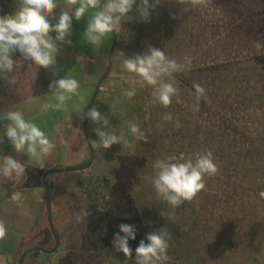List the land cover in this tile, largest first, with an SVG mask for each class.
<instances>
[{
    "label": "trees",
    "instance_id": "1",
    "mask_svg": "<svg viewBox=\"0 0 264 264\" xmlns=\"http://www.w3.org/2000/svg\"><path fill=\"white\" fill-rule=\"evenodd\" d=\"M187 7V3H175L169 16L161 19L166 26L156 39L162 48L171 45L164 49L167 56L179 62L185 55L194 60L187 71L175 74L179 102L173 97L167 108L153 105L151 88L144 86L140 109L132 117L145 130L147 141H141L144 150L118 155L127 174L143 166L138 187L134 189L121 179L115 183H95L92 177L87 180L81 188L82 202L76 203L80 207L74 212L87 215L80 221L74 216L75 227L72 225L70 232L79 234V246L56 264H136L135 249L140 240L147 242L148 232L164 226L171 233V260L167 264H264V198L259 196L264 191V51L257 48L260 40L256 39L248 53L217 62L200 61L193 47L184 51L191 36L183 30L185 25L191 26L185 18ZM144 45L146 50L150 46ZM193 82L206 90L198 112L191 108L196 103ZM165 113L172 114V121L162 119ZM152 148L156 157L150 154ZM205 149L212 151L218 173L206 176L205 189L177 207L170 218L167 214L173 210L158 198L151 180L145 177L154 175L156 159L173 157L175 161L169 162H183ZM16 184L0 176V205L8 187ZM74 198L75 194L71 202ZM13 200L22 198L16 194ZM160 213H165L164 217ZM36 222L29 224L26 217L15 220L20 231L18 247L14 252L0 249V264H17L28 247L23 243L24 233L36 230ZM122 223L137 229L136 239L129 240L131 258L117 252L112 244ZM36 255L51 256L32 252L23 264Z\"/></svg>",
    "mask_w": 264,
    "mask_h": 264
},
{
    "label": "clouds",
    "instance_id": "2",
    "mask_svg": "<svg viewBox=\"0 0 264 264\" xmlns=\"http://www.w3.org/2000/svg\"><path fill=\"white\" fill-rule=\"evenodd\" d=\"M161 2L162 0H152L151 3L150 0H139V6L135 11L139 13L142 21L149 22L151 10ZM178 3H187L185 11H191L205 4L206 0H178ZM17 4L14 14L0 15V80L5 81L6 86L10 87L16 84L15 74L25 63L27 70L35 69L36 73L41 68L50 70L57 66V55L60 51L58 44L72 43L69 37L72 33L73 18L79 21L85 13L92 10L83 37L90 45L98 48L105 38L121 30L122 22L133 19L130 13L134 5H137V0H103V3L102 0H64L58 17L53 15L54 10L60 6L58 0H17ZM52 33H55L54 37ZM256 46L261 47V43L258 41ZM17 52L20 59L13 58V54ZM191 63V56L185 55L183 62H179L169 58L162 49L152 46L142 54L125 57L122 69L128 75L122 74L121 79L129 83L130 87L123 95L131 99L136 94V86H148L151 88L152 104L159 103L167 108L172 104L173 97L179 102L180 89L175 86V74L187 71ZM49 87L57 102L44 103L42 109L60 111L73 95H79L80 83L66 75L56 79ZM192 88L195 90L196 103L191 108L192 111L198 112L206 90L196 82H193ZM80 118L82 120L87 118L98 125L93 131L99 139L90 141L93 149H109L114 144L126 146L130 143L125 135L117 134L109 118L102 115L95 106L86 113V116L81 111ZM0 119L8 121L4 135L0 136V143H3L6 137L16 153H26L28 158H35L37 165L44 168V158L55 148L53 140L35 123L26 120L20 111L4 112ZM162 119L170 122L173 116L171 113H165ZM127 127L137 141H147L138 124L129 120ZM152 167L154 175L145 179L151 180L158 198L173 210L167 214L170 218L177 207L185 201H192L205 189L206 176H214L219 171L213 153L208 149L196 152L194 157H189L183 162L156 159ZM25 174L26 166L19 159L10 155H0V176L12 180L19 179ZM259 196L264 198V191L259 192ZM84 215L87 213L74 214L77 221ZM160 215L164 217L165 213ZM119 229L118 233H114L113 247L126 258H131L133 250L129 246V240L136 239L137 229L134 225L124 223L119 225ZM6 231L5 223L0 219V240L4 239ZM170 239L171 233L166 226L148 232L147 242L145 239L140 240L135 249L136 264H167L171 260L168 255Z\"/></svg>",
    "mask_w": 264,
    "mask_h": 264
},
{
    "label": "rangeland",
    "instance_id": "3",
    "mask_svg": "<svg viewBox=\"0 0 264 264\" xmlns=\"http://www.w3.org/2000/svg\"><path fill=\"white\" fill-rule=\"evenodd\" d=\"M151 2L152 0H150V3ZM175 3L178 4V0H162V2L155 8V13L158 14L152 15L153 18H155L154 21L151 19L149 22H143L141 34L147 35L143 40V45L147 44L148 46L150 45L162 49L163 51L164 49L169 50V48H171L170 44L164 48L160 47V45L157 44L156 39L159 33L160 35L162 34L161 32L164 31L166 26L161 19L169 16L168 12L173 11ZM166 7L167 11H165ZM185 13H187L185 14L186 21L190 23L191 26L189 27L185 25L183 30L191 36L190 44L188 47L184 48V51L189 52L193 47L194 51H196L195 54L200 55V61L217 62L224 58L233 57L234 55L248 53L256 44V39L260 40L261 51H264V0H206V3L197 9L189 12L186 11ZM161 15L162 17L159 19ZM159 28H162L161 31H159ZM73 33L75 34V32H72L71 34L73 35ZM75 39V45L78 42L80 43V41H82L81 44L85 45L86 40L81 38V34L75 35ZM58 47H60V51L57 55V66L50 70H42L43 73L41 75L43 79L40 80L42 83V93L41 95L39 93V95L35 96L31 101L44 99L47 101L46 103L55 104L57 102L54 93L50 91L49 86L51 83L45 78V72L48 73L52 82L56 79L63 78L66 75L79 81L81 79V76L79 75L80 68H77L78 62H76V58H74L70 52H67L68 50L65 46L58 44ZM112 47L113 46H111V49ZM168 57L173 59V56ZM44 81L47 84L44 83ZM84 92L89 94V90ZM78 93L79 95L72 96L70 102L67 101L65 108L62 110H66L69 107V104L75 102L76 98H78V100L79 98L81 99L80 95L82 92L80 93L78 90ZM92 96L93 93L91 94V97ZM42 105L37 110V113L40 114L41 120L35 123L46 133V135L49 136V138H51L52 132L50 130L54 128V124L59 119V111H54L51 108L44 111ZM140 130L145 133V130H142V128ZM122 134L128 138L130 143L126 146L117 144L111 146L109 149H105V155L103 158L98 155V161L95 164L92 163L91 167L81 172L52 174L48 177L47 181L51 189L53 222L57 230V235L60 238V247L57 252L52 254L48 259H45L42 255L31 256L26 261V264H56L58 260L63 259L67 256V253L74 251L76 247L79 246V234L77 235V233L73 234L70 232H72L71 229L75 227V224H73L75 222L73 219L74 212L78 211L79 206L76 203L82 202L83 199L80 196L82 194L81 188L87 180H91V177L95 183H100V181L105 183V180L107 183H115L118 179H121L123 182L131 185L134 189L138 187V181L142 173L140 170L143 166L140 165L136 167V170L133 171V173L130 172V174H127V170L123 166L124 162L118 157V155H123L127 152L142 151L144 150V145L141 141H137L131 135L127 124L123 125ZM68 146L69 149L66 152V156H64L59 163L56 162V159L53 157H48L47 159L44 158V168H40L37 165L35 158H29L25 163L26 170L36 175V186L40 190L41 208H43L45 215L46 206L44 200V188L41 183L42 173H40V170L43 169V172H45L56 166L80 168L86 166L90 161L87 154L89 153L87 144L83 136L71 139ZM83 151L86 152V155L82 156ZM150 154L152 157H156L153 148L150 150ZM62 157H60V159ZM95 159L96 157L94 160ZM167 159L168 161H175L173 157H168ZM74 194L77 198H74V201L72 200L73 203L71 202V196ZM30 209L33 213V208ZM20 210V207L9 203L0 205V219L4 221L7 229L4 239L0 240V249L13 252L16 251L18 242L20 241V231L15 224V220L18 217H26L29 224H34L38 221L34 214L25 212L23 216V212H19ZM45 215L41 220L44 223L42 225L44 226L42 230L40 229L41 225L39 224V220L36 230H33V232L25 231V240L23 243L26 246L28 245L27 248L38 246L51 249L54 246V241L49 234L50 230L48 227L47 216ZM84 217H86V215H84L82 219H85ZM103 217L105 220V212Z\"/></svg>",
    "mask_w": 264,
    "mask_h": 264
},
{
    "label": "crops",
    "instance_id": "4",
    "mask_svg": "<svg viewBox=\"0 0 264 264\" xmlns=\"http://www.w3.org/2000/svg\"><path fill=\"white\" fill-rule=\"evenodd\" d=\"M58 3L60 6L54 10L53 13L56 17L59 16L60 7L63 6L64 0H58ZM17 7V0H0V15L14 14ZM135 9L130 13L133 19L131 21L122 22L121 30L117 33L114 32L111 37L105 38L101 46L98 48L90 45L87 41L85 42V45H83L80 40V43L78 42L79 44L77 43L75 45V40L77 39H75V35L81 34V38L84 40L83 33L86 29L87 22L92 15V10L85 13L84 17L79 21H76L73 18L72 32H75V34L73 33V35L71 34L69 37L72 43L71 45H60L65 46L68 50L67 52H70V54L76 58V62H78L77 68H80L79 75L81 76L80 81L78 80L80 83V88L78 90L80 93L82 92L80 95L81 99L79 98L78 100V98H76L75 102L69 104V107L66 110L61 109L59 111V119L54 124V128L50 130L52 132L50 139L53 140L55 148L45 157V159L53 157L56 159V162H61L64 156H66V152L69 149L68 143L71 142V139L83 136L86 141L85 133H87L90 141L99 139L93 131V129L98 127V125L93 124L90 120H88L87 126L84 128V119L82 120L80 118V112L82 111L85 114L87 107L92 101L93 96L91 97V94H94L98 81L104 75L105 70L108 67L110 50L113 43L115 47L113 52L112 67L108 76L101 83L92 107L95 106L102 115L109 118L110 124L112 127L116 128L118 135L122 134L123 125L127 124V121H133V115L140 109L139 103L142 101L140 100V97L142 95L143 87L136 86V94L131 99H128L123 95V93L129 89L130 85L121 79V75H128L123 72L122 69L123 59L125 57H133L136 54H142L143 51L145 52L146 50L144 47L145 45L142 43L147 35L141 34L144 21L139 18V13H137ZM153 14H158L155 13V9L151 10L150 13V20L152 19V21L155 19L152 16ZM53 23H55V20H53ZM51 35L54 37L55 33H52ZM13 58L20 59L19 53L17 52L13 54ZM106 60L108 61L107 63ZM42 70L43 68H41L37 73L35 69L29 71L27 70V65L25 63L24 66L15 74L16 84L14 86H6V82L0 80V115L7 111H20L23 113L26 120L33 123L41 120L40 114L37 113V110L42 104H44V102L46 103L47 101L44 99L36 101L31 100L35 96H38L39 93L40 95L42 93V83L40 81L43 79L41 75L43 73ZM43 71L46 70L44 69ZM45 73V78H47L48 82L53 83L48 73ZM44 83L46 82L44 81ZM86 90H89V94L84 92ZM68 101L70 102L71 99ZM7 123L8 121L0 119V136L4 135L5 125ZM93 150L96 157L93 162L95 164L99 159L98 155L103 158L105 155V149ZM87 154L90 158V152ZM0 155H10L15 159H19L24 164L29 160L26 153H16L6 137L4 142L0 143ZM83 155H86L85 151L82 152V156ZM60 157L62 158L60 159ZM40 173H44L43 169L40 170ZM4 180L10 182L17 181V184L16 186L12 185L8 187L6 193L3 194L4 199L2 204L9 203L16 205L21 208L19 212L23 213H32L30 208H33L32 214H35L38 221L40 220L39 224L41 225L40 229L42 230L44 227L42 225L44 223L41 220L45 215V212L43 211V208H41V194L39 188L36 186V175L26 170L25 176L19 179L7 180L4 178ZM16 194L20 195L22 201L14 202L13 198H15Z\"/></svg>",
    "mask_w": 264,
    "mask_h": 264
},
{
    "label": "water",
    "instance_id": "5",
    "mask_svg": "<svg viewBox=\"0 0 264 264\" xmlns=\"http://www.w3.org/2000/svg\"><path fill=\"white\" fill-rule=\"evenodd\" d=\"M114 47H115V45H113V47H112V49L110 51L109 63H108V67L106 69V72L100 78V80L98 81V83L96 85V88H95V91H94V94H93L92 101H91L90 105L87 107L86 113L91 109L92 104H93V102H94V100H95V98L97 96V93H98V90H99V87H100L102 81L107 77V75L109 74V72L111 70V66H112V62H113ZM86 113H85V116H86ZM87 121H88V119L85 118L84 119V128H86V126H87ZM85 137H86L88 149H89V152H90V161H89V163L86 166L80 167V168L79 167H70V168L54 167V168H51V169L45 171L41 175V183H42L43 188H44L45 206H46V216H47V221H48V227H49V230H50V232H51V234L53 236V239H54V246L51 249H46V248L38 247V246H33V247L26 248L21 253L20 258H19L17 264H23V261H24L25 257L29 253H32V252H41V253H44V254H47V255H51V254L56 253L57 250L59 249V247H60V238H59V236L56 233L55 225H54V222H53V215H52V208H51V189H50V185H49V183L47 181V178L51 174L70 173V172H81V171H84L85 169L91 167V165H92V163L94 161L95 155H94L93 148L91 147L90 140L88 138L87 133H85Z\"/></svg>",
    "mask_w": 264,
    "mask_h": 264
},
{
    "label": "flooded vegetation",
    "instance_id": "6",
    "mask_svg": "<svg viewBox=\"0 0 264 264\" xmlns=\"http://www.w3.org/2000/svg\"><path fill=\"white\" fill-rule=\"evenodd\" d=\"M139 6V0H137V5H134V7H133V10L136 8V7H138ZM113 45H114V43H113ZM112 45V46H113ZM112 67V66H111ZM107 69V68H106ZM105 72H106V70H105ZM110 73V72H109ZM105 74V73H104ZM108 76V75H107ZM103 82V81H102ZM94 151V150H93ZM48 179V178H47Z\"/></svg>",
    "mask_w": 264,
    "mask_h": 264
},
{
    "label": "built area",
    "instance_id": "7",
    "mask_svg": "<svg viewBox=\"0 0 264 264\" xmlns=\"http://www.w3.org/2000/svg\"><path fill=\"white\" fill-rule=\"evenodd\" d=\"M29 81H30V80H29ZM29 81H28V82H29ZM30 85H31V83H30ZM31 86H32V85H31Z\"/></svg>",
    "mask_w": 264,
    "mask_h": 264
}]
</instances>
